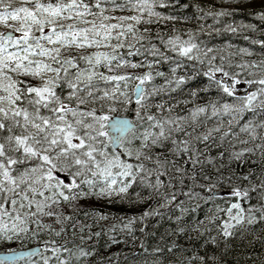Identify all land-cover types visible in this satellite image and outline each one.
Wrapping results in <instances>:
<instances>
[{"label":"snow or ice","instance_id":"snow-or-ice-1","mask_svg":"<svg viewBox=\"0 0 264 264\" xmlns=\"http://www.w3.org/2000/svg\"><path fill=\"white\" fill-rule=\"evenodd\" d=\"M172 6L0 0V264H226L231 240L264 264V39L209 47Z\"/></svg>","mask_w":264,"mask_h":264},{"label":"trees","instance_id":"trees-1","mask_svg":"<svg viewBox=\"0 0 264 264\" xmlns=\"http://www.w3.org/2000/svg\"><path fill=\"white\" fill-rule=\"evenodd\" d=\"M192 3H200L201 6L205 7H211L212 2H202L200 0H173V6L172 8L165 9V14H171L176 15L178 13H182L184 16L190 17V20L185 21H174L170 22L167 26L169 29L171 28L172 24H175L177 28L183 30L186 28H196L197 26L203 25L204 26V32H207L208 35L205 36L203 33H201L198 37L200 41H204L205 44L209 47H222L225 45V42L227 44L235 46L237 49L240 47L249 48L253 50L256 53H259L262 51L259 45H254L252 43L253 39H264V20H261L258 16L253 15V12L259 11L260 8L255 9H245V10H238L234 11L233 14L230 17H225L220 20L219 23L215 22L212 18L209 17H203L202 14L196 13L195 9L191 8L190 5ZM216 5H218L217 2H215ZM180 4H183L185 7L181 8L179 7ZM200 15L201 18L197 19V16ZM224 23H232V24H242V25H253L254 28H246V29H238L235 33H229L223 30V24ZM164 27V26H161ZM213 28L220 29L219 32L213 31ZM244 36H248L249 39L245 40ZM254 58H259V56H255ZM164 70V69H161ZM192 86H196L193 84ZM243 90V89H241ZM211 95H214V93H210ZM179 98V97H177ZM158 99V98H157ZM165 99H168L165 97ZM146 207V205H138V206H129L128 204H119V203H113V204H107L105 203L103 206L104 211H107L109 213H115L116 215L121 214H127L131 215L132 213H138L143 210V208ZM206 211L205 208H201V210L196 213L197 217H202L204 215V212ZM156 223V219L153 218L150 223L146 226L147 231H151V225ZM166 224H160L156 226L157 234L159 235L160 232L163 231L164 227H166ZM137 228L139 225L136 226ZM137 237H139L140 233L137 231L135 233ZM248 239H251V237H248ZM103 242V240L101 241ZM181 243L187 244V241L183 238H181ZM128 245H132V247H128L122 244L112 245L107 250L108 252H123L125 255H127L129 252L136 250L135 244L139 243V239L134 243L131 239H128ZM149 243H151V240H149ZM232 247L230 249V255L226 258V264H245L244 261V255L247 253V248H245L242 241H236L231 240L230 241ZM200 244V241H193L192 242V251L197 252L198 254H203L205 250L209 251L210 253L216 251V248L214 245H207L206 249L199 248L198 245ZM223 246V245H221ZM253 251L259 252L260 248L258 245H251ZM103 251V249H102ZM189 255L191 252L188 253ZM105 255H107V252H105ZM248 264H251L249 261Z\"/></svg>","mask_w":264,"mask_h":264},{"label":"rangeland","instance_id":"rangeland-1","mask_svg":"<svg viewBox=\"0 0 264 264\" xmlns=\"http://www.w3.org/2000/svg\"><path fill=\"white\" fill-rule=\"evenodd\" d=\"M206 2H212V0H206ZM215 2H217L218 3L217 6H219L220 0H215ZM262 2H264V0H253V2L249 4L248 0H233V7L236 8V11L245 10V9H255V8H260ZM158 82H162V81H158Z\"/></svg>","mask_w":264,"mask_h":264}]
</instances>
